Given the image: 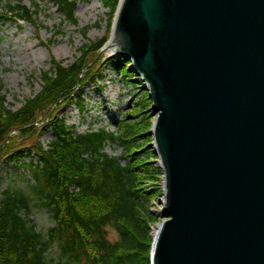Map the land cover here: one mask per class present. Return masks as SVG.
I'll list each match as a JSON object with an SVG mask.
<instances>
[{
    "label": "water",
    "instance_id": "obj_1",
    "mask_svg": "<svg viewBox=\"0 0 264 264\" xmlns=\"http://www.w3.org/2000/svg\"><path fill=\"white\" fill-rule=\"evenodd\" d=\"M110 40L153 117L150 264H264V0H119Z\"/></svg>",
    "mask_w": 264,
    "mask_h": 264
},
{
    "label": "trees",
    "instance_id": "obj_2",
    "mask_svg": "<svg viewBox=\"0 0 264 264\" xmlns=\"http://www.w3.org/2000/svg\"><path fill=\"white\" fill-rule=\"evenodd\" d=\"M1 1L5 7L0 13V25L8 20L29 23L35 16L23 6V0ZM99 1L113 15L119 0ZM51 2L65 21L76 24L75 2ZM104 43L101 40L93 49L100 50ZM86 49L83 46L81 52ZM110 62L126 77L125 60L116 57ZM85 68L55 64L52 71L42 75L41 93L16 112L4 108L0 86V147L14 127L33 124L46 104L65 98ZM143 107L140 104V112ZM139 125V121L128 119L119 124L115 133L103 128L80 134L62 120H51L53 140L48 147L44 149L38 143L35 149H27L28 153L34 150L38 158V164L23 165L31 176L26 180L28 192L11 188L1 192L0 264H56L47 258L53 247L59 253L58 264H150L153 231L148 224L153 215L158 219L160 215L149 211L154 193L145 191L140 184L141 180L154 181L162 171L150 162L157 159L148 146L151 138L135 133ZM109 144L121 148L120 157L104 152ZM21 153L17 150L6 160L16 163ZM34 209L46 211L53 221L45 234L37 231L30 218ZM109 231L115 234V240H110Z\"/></svg>",
    "mask_w": 264,
    "mask_h": 264
},
{
    "label": "rangeland",
    "instance_id": "obj_3",
    "mask_svg": "<svg viewBox=\"0 0 264 264\" xmlns=\"http://www.w3.org/2000/svg\"><path fill=\"white\" fill-rule=\"evenodd\" d=\"M75 2L76 24L65 21L51 0H23L22 4L34 13L29 23H15L8 20L0 25V86L5 97L4 108L11 112L20 110L27 101L41 93L42 75L52 71L55 64L67 67L72 64L85 66L77 84L67 92L65 98L59 97L51 105L46 104L36 115L33 124L26 127H14L6 135L0 147V195L11 190L26 193L29 190L31 176L24 164H38L34 148L38 143L46 149L53 140L50 121L62 120L77 133L106 129L117 132L122 121H139L135 133L149 136L152 113L150 101L143 89V84L127 68V75L117 72L110 62L114 57L106 50L111 36L113 15L99 0H68ZM0 0V13L5 7ZM104 40V46L95 51L94 44ZM87 46L85 52L81 48ZM144 107L140 112L139 106ZM131 114V117L126 116ZM33 126L34 129L29 127ZM150 137V136H149ZM151 138V137H150ZM149 146V145H148ZM35 149V148H34ZM21 150V157L16 163L6 160V156ZM104 152L120 157L121 148L109 144ZM151 164L157 166L156 160ZM162 178L154 181L141 180V187L153 192L149 211L161 215L163 200ZM38 232H45L53 226V221L46 211L34 209L30 215ZM148 224L153 233L159 225L156 215ZM110 240L116 236L109 231ZM47 258L59 263V253L53 247Z\"/></svg>",
    "mask_w": 264,
    "mask_h": 264
},
{
    "label": "bare ground",
    "instance_id": "obj_4",
    "mask_svg": "<svg viewBox=\"0 0 264 264\" xmlns=\"http://www.w3.org/2000/svg\"><path fill=\"white\" fill-rule=\"evenodd\" d=\"M111 42H112V40H109L106 50L110 49V51L112 52L113 49L111 48Z\"/></svg>",
    "mask_w": 264,
    "mask_h": 264
}]
</instances>
